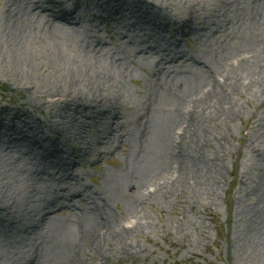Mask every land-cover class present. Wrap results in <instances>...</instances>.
Masks as SVG:
<instances>
[{
  "label": "rangeland",
  "instance_id": "obj_1",
  "mask_svg": "<svg viewBox=\"0 0 264 264\" xmlns=\"http://www.w3.org/2000/svg\"><path fill=\"white\" fill-rule=\"evenodd\" d=\"M31 1L0 0V126L16 122L33 127L35 141L52 123L69 127V133H47L44 144L26 142L25 153L0 151V211L8 224L0 227V264H263L264 83L234 95L239 113L232 122L219 118L212 105L204 137L184 136L187 123L181 108H191L192 93L204 88L206 77L184 70L188 66L161 70L157 52L177 57L183 51L219 65L220 42L231 44L234 60L249 49L241 39L240 19L248 15L253 23L264 0H148L156 14L162 13L157 19L163 32L142 27L141 21L149 24L147 19L156 17L143 1L67 0L75 19L63 34L55 32L58 38L24 32L29 50L41 56L30 70L15 60L9 46L17 27L14 12L18 4ZM242 7L247 13L238 11L235 22L231 13ZM109 9L116 13L107 15ZM130 12L148 18L137 19ZM194 12L203 16L199 29L187 22ZM236 26L238 39H233ZM94 34L105 40L107 50L101 54L92 52ZM52 43L67 52L66 61L75 58L91 65L94 78L107 85V97L84 100L76 111L75 97H82L85 87L74 86V93L64 87L61 96L55 95L51 83H64L67 64H53L47 54ZM152 47L156 54L142 52ZM115 96L119 103L114 106ZM107 101L112 112L108 118L100 107ZM147 121L151 133L143 140L140 131ZM182 146L189 150V161L174 183L173 156ZM33 155L38 157L32 162ZM59 158L66 161L64 166L55 164ZM43 169L50 175L41 173ZM185 178L189 183L183 186ZM55 181L72 192L86 187L93 193L75 212L62 207L49 211L45 206L53 200L49 190ZM133 183L140 186L133 188ZM96 199L105 202L95 206ZM43 217L61 233H55L56 240L34 233L31 244H25L33 234L28 231L41 230L37 224ZM103 218L110 228L101 231L106 240L96 248L87 228ZM140 223L145 228L132 229ZM117 231L123 234L115 237ZM72 246L80 249L78 257L69 253ZM36 247L39 258L33 254Z\"/></svg>",
  "mask_w": 264,
  "mask_h": 264
},
{
  "label": "bare ground",
  "instance_id": "obj_2",
  "mask_svg": "<svg viewBox=\"0 0 264 264\" xmlns=\"http://www.w3.org/2000/svg\"><path fill=\"white\" fill-rule=\"evenodd\" d=\"M72 2H78L79 0H71ZM83 1H89V0H83ZM96 2V0H92ZM123 3H131L135 2L137 4L138 1H143L146 5L149 6L151 11L154 13L156 17L154 18H148L147 15H140V14H132L137 19H143L144 17L148 18L147 21L151 22L149 24L142 22V27L145 29H155V32H163L165 28H163L160 25V15L162 13L158 12L156 14L154 8H153V2L148 0H118ZM19 5V6H18ZM16 11L14 12V19L16 22L17 27L12 31V35L10 38V50L12 51V55L15 58L16 61H19L22 63L26 68H29L30 70L34 67V63L38 62V59L41 58L38 52L32 53L29 48L27 47L24 39V32L28 30H35L37 31L42 37H45L46 39L49 38L50 40H54L58 38L55 34V32H59L61 34L62 31H67L68 25H71L73 23V20L75 19L74 16L70 13L69 8H67V0L61 1L58 0H32L30 4L22 5L18 4ZM185 7V6H183ZM193 7V6H192ZM238 5L234 6V9H237ZM190 9H192L190 7ZM197 10V8H195ZM155 11V12H154ZM245 12L244 7H242L240 10H237L234 13H231V18H235V22H238V14L239 12ZM148 12V11H147ZM107 15L113 16L116 11L113 9H109L107 12ZM121 15L125 14L124 11H119ZM255 13L259 15V17L254 18L253 23H249L250 16L248 15L246 17H243L241 20V24L239 26V30L241 31V39L244 42L246 46L249 47L245 51V53H238L237 57L233 59V53L231 54V50L228 49V46L231 44H221L219 42V46L217 49V52L219 53V56H217L218 59H221L218 64H214L213 60L209 61L206 59V61L201 60L198 56H192L189 55L183 51H180L179 55L177 57L172 56H165L157 52L158 57L161 59L160 68L163 69L165 72H168L169 70L175 72L179 67L188 66V69H184L190 73L197 74L198 72L205 74L206 82L204 88L200 92H193L192 93V101H189L187 104V107H191L189 109H182L181 108V119L184 121V123H187L186 129L184 131L183 129V135L184 136H192L194 138L201 139L204 137V122L207 119L213 118V115L211 113H208V110L211 108L212 105H214V110L216 115H218L219 118L223 119L224 122H232L234 117L238 116L239 111L237 110L236 102L234 101V95L237 94L240 89L244 90H254L258 88L261 84L264 83V10L260 7L259 9L255 10ZM246 15V14H244ZM115 17V16H114ZM113 17V18H114ZM160 18L159 20L157 18ZM203 20V16L197 14L194 12L192 15L189 14L188 16V24L191 27H197L198 29L201 28L200 22ZM72 27V26H71ZM195 27V28H196ZM233 39H236L238 36V26L233 28L232 31ZM238 39V38H237ZM91 47L93 49L92 52L101 54L104 51L107 50V47L102 46L105 43L104 38L102 36H99L97 34H94L93 38L91 39ZM156 44H159V42H156ZM53 48L47 51L48 57L52 59V62L54 65L58 63V60L62 63L66 62V75L63 78V82L60 81H54L51 83L52 92L57 95L61 96L63 93V88H68V90L72 93L75 92V89H73L74 86H79V88L85 87L86 91L83 93H80L81 96H76L75 100L78 102V105H75L74 110L79 111L81 109L80 105H85V101L89 100H96L100 98H106V90L107 85L104 84V82L96 80L94 78V72L92 70L91 65L85 64L86 62H82L80 60H76L75 58L70 60L69 62L66 61L67 59V52L62 49L59 45L53 44ZM225 48V49H224ZM222 50L225 53L222 54ZM156 49H146L142 50V52H148L156 54ZM178 51V52H179ZM242 54V55H241ZM157 56V55H156ZM236 56V55H235ZM177 58V59H176ZM68 62V63H67ZM222 62V63H221ZM223 63L225 64L223 66ZM220 65L222 68H220ZM58 66V65H56ZM57 68V67H56ZM163 71V72H164ZM97 76V75H95ZM222 76V77H221ZM106 77V76H105ZM71 86L69 88V86ZM54 95V96H55ZM120 97V96H119ZM112 100V104L115 106L119 103L118 96H115ZM111 100V99H110ZM217 104V105H216ZM103 105V103H102ZM100 105L103 111H106L107 118L112 113L111 112V105H109L108 101L105 103L104 106ZM82 106V107H83ZM116 110L114 111V113ZM147 125L143 128H141L140 135L143 137V140H147V136L151 133V126L149 122H146ZM0 151L5 150L7 148H16L17 150H21V152L25 153V149L23 151V146L26 144V142L30 143H36V144H44L45 137L47 136V133L53 132L56 134L65 135L69 133V127L60 126L56 123L50 124L47 128L48 130L44 134V137H40L39 140L35 141V138L37 137V133L35 131V128L26 129L24 126L19 125L16 122L6 123L3 126H0ZM112 131H116L112 128ZM113 134V133H112ZM32 141V142H31ZM163 141L162 139L160 140ZM110 150H112V147L110 146ZM188 149H184L182 146V150L175 154L174 153V161L176 162L173 166L172 170H175L176 176L173 178V182L177 183L181 179V173L187 168L186 162L189 161L187 158V154H185ZM32 153V150L30 151ZM112 152V151H111ZM114 152V151H113ZM183 154V155H182ZM38 157V156H37ZM37 157L33 155L31 158L32 162L33 160H37ZM56 165L64 166L66 164V161L59 158L56 162ZM41 173L50 175V173L46 172V170H41ZM39 174L40 178L43 180H49L45 175ZM193 178V177H191ZM56 182V181H55ZM189 182L186 181V178L184 180L183 186L187 185ZM139 187V183H133V188ZM87 192H85V191ZM84 190H78L76 192H72L70 186L63 185L59 182L52 183L50 185V197L53 199L48 203L45 207L47 210H55L59 208H65V210L68 211H77L79 209L78 205H82V201L86 200L85 196L88 195V193H93L92 190L85 187ZM81 192L80 198L76 199L75 195L77 193ZM49 197V198H50ZM102 202H105L104 200H92V204L97 206L99 204H102ZM4 204V203H3ZM7 206L4 204L5 209ZM5 212L0 211V227L7 224L5 219ZM143 219V218H140ZM82 224V223H81ZM39 228L41 230H30L28 233H33L27 235L25 240V244H31L30 243V237L33 235H46L50 234L54 238V240L57 239V235L55 233H61V229L59 227H51V225H48L45 223V217H43L41 220L38 221ZM8 226V224H7ZM145 224H136L132 227L134 228H145ZM91 227V228H90ZM109 229L110 224L109 220L106 218H103L101 223H94L90 224L87 228L89 231H91V236L88 240L91 241L93 239L94 245H97L96 248L102 243V241L106 240L105 234H101V231L104 229ZM33 229V228H32ZM257 229L254 227L252 230ZM262 229V228H260ZM49 230L48 232H45ZM45 232V233H44ZM118 233H113L115 237H118L120 234L123 233L117 231ZM35 233V234H34ZM254 233V232H253ZM112 236V234H111ZM47 237V235H46ZM262 237V238H261ZM261 240L264 242V230L262 231ZM36 238H38L36 236ZM36 238L34 243H36ZM44 242L46 239H42ZM46 242H49V240H46ZM90 244V242H88ZM92 243V245H93ZM68 249V246L66 247ZM94 250V249H93ZM40 247H36L33 254L37 255L38 258L40 257ZM264 251V248L262 249ZM69 253L72 254V256L78 257L80 254V249L78 247H70ZM260 256L263 258L264 254L262 252L259 253ZM32 258L30 260L32 261ZM36 258V260L38 259ZM34 259V258H33ZM75 264L77 263V260L75 261ZM264 264V262H263Z\"/></svg>",
  "mask_w": 264,
  "mask_h": 264
}]
</instances>
